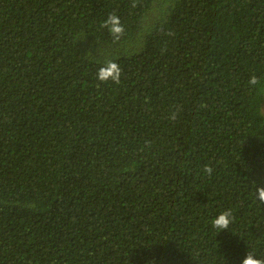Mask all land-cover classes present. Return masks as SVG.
I'll use <instances>...</instances> for the list:
<instances>
[{"label": "trees", "instance_id": "16d2710c", "mask_svg": "<svg viewBox=\"0 0 264 264\" xmlns=\"http://www.w3.org/2000/svg\"><path fill=\"white\" fill-rule=\"evenodd\" d=\"M263 104L264 0H0V264L264 257Z\"/></svg>", "mask_w": 264, "mask_h": 264}, {"label": "clouds", "instance_id": "9594fccd", "mask_svg": "<svg viewBox=\"0 0 264 264\" xmlns=\"http://www.w3.org/2000/svg\"><path fill=\"white\" fill-rule=\"evenodd\" d=\"M102 28H106L113 38V41H119L125 33V27L121 23L119 16L112 12L101 24ZM121 68L118 63L112 60H106L97 69L96 78L102 82L106 83L111 81L114 84L120 83ZM250 87H255L259 83L258 77L253 74L249 76L247 81ZM174 119V117H171ZM205 174L211 175L213 167L210 164H206L202 170ZM256 197L260 202H264V186H258L256 188ZM232 223V213L230 210H225L220 212L215 218L212 219L211 225L217 230H227L229 225ZM240 264H264V257L256 258L254 251H246L244 258L241 260Z\"/></svg>", "mask_w": 264, "mask_h": 264}, {"label": "rangeland", "instance_id": "374dc122", "mask_svg": "<svg viewBox=\"0 0 264 264\" xmlns=\"http://www.w3.org/2000/svg\"><path fill=\"white\" fill-rule=\"evenodd\" d=\"M263 107H264V104H263Z\"/></svg>", "mask_w": 264, "mask_h": 264}]
</instances>
